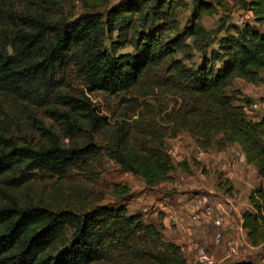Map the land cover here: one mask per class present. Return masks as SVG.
Segmentation results:
<instances>
[{
    "label": "trees",
    "instance_id": "1",
    "mask_svg": "<svg viewBox=\"0 0 264 264\" xmlns=\"http://www.w3.org/2000/svg\"><path fill=\"white\" fill-rule=\"evenodd\" d=\"M81 1L86 12L54 19L44 12L16 11L10 0H0L6 20L0 30V93L33 100L40 90L52 92L58 74L73 66L90 91L115 95L136 87L150 68L174 55L178 42L165 41L161 35L164 24H153L158 14L173 18L172 0ZM227 1L201 2L185 34L202 38L201 16L225 8ZM239 3L252 20L241 25L237 38L224 40L220 54L212 53L213 63L222 64L217 72L209 68V60L196 72L177 63L173 67L186 83L183 89L202 103V110L194 114L199 122H191L190 131L203 130L207 136L221 133L219 142L239 144L247 163L264 177V118L247 120L244 107L250 102L235 104L227 94L235 79L253 84L262 81L264 0ZM102 7L104 11L97 12ZM127 46L133 51L119 52ZM64 98L91 126H104V118L94 114L87 102L70 95ZM65 118L66 122L73 120L69 114ZM94 156L91 145L63 146L54 134L44 144L0 136V183L14 191L44 174L63 177ZM110 156L149 188L172 179L175 164L159 145L138 151L117 145ZM113 193L128 198L131 190L116 184ZM249 203L251 209L241 214L242 226L250 243L259 247L264 245L263 187L251 192ZM163 229L162 224L145 223L141 214H129L125 205L86 211L53 209L22 204L13 193H4L0 198V264H187L181 248L165 240ZM231 264L256 263L240 260Z\"/></svg>",
    "mask_w": 264,
    "mask_h": 264
},
{
    "label": "rangeland",
    "instance_id": "2",
    "mask_svg": "<svg viewBox=\"0 0 264 264\" xmlns=\"http://www.w3.org/2000/svg\"><path fill=\"white\" fill-rule=\"evenodd\" d=\"M117 1L108 0V3ZM239 1L228 0L225 8L217 9L212 15L203 14L198 23L203 28L204 34L202 38H195L187 36L185 31L192 25L199 4L210 0L195 2L172 0L170 6L173 18L168 19L158 14L154 17L153 24L155 26L164 24L165 30L161 35L165 41L178 42L175 53L158 66L150 68L139 84L126 92L112 95L105 91H90L83 77L73 66H69L58 74L57 87L52 92L45 93L40 90L33 100L0 93V136L15 138L20 143L44 144L48 142L50 134H54L58 136L63 146L91 145L95 155L86 165L71 169L63 177L44 174L14 191L0 183V198H3L4 193H13L22 204H43L53 209L65 207L77 211H86L95 206L125 205L129 214H141L145 223L163 225L164 212L157 202L160 197L171 196L176 189L166 185L147 187L140 177L122 169L111 158L110 150L117 145L133 151L156 148L159 145L168 153L174 145L179 144L183 152H187V159L191 157L190 161L198 162L196 153L203 152L204 157L205 149L225 148L231 145V143L219 142L223 136L221 133L207 136L203 130L190 131L188 126L191 122L196 124L199 122L194 118V114L196 111L199 112V108L202 110V103L197 96L190 95L183 89L186 83L173 66L174 63L181 64L196 72L205 61L209 60V68L217 72L222 64L213 63L212 53L220 54L224 40L237 38L236 32L241 29L239 21L249 16L241 9ZM10 3L16 11L44 12L54 19L74 18L87 10L81 0H10ZM104 9L105 7L99 8L97 12L102 13ZM5 21L3 11L0 10V30L5 25ZM132 51V47L127 46L119 52ZM261 77L262 81L259 84L235 79L227 89V94L232 97L235 104L245 106L247 101L250 102L244 107V112L247 120L254 122L264 118V72ZM67 95L87 102L94 110V114L104 118V126L93 127L87 119L71 110L64 102L67 99L64 96ZM66 114L73 116V120H70L72 123L66 122ZM74 118H77V121H74ZM69 123L76 127H72ZM174 160L173 162L176 163ZM195 166L193 172L175 174L173 181L181 174L189 178L196 177L199 171L204 172L201 164ZM255 168L252 169V174L247 176L252 181L253 190L264 188V177H261ZM238 169L250 173L244 164H239ZM236 172L239 173V170ZM220 179L222 180L219 176L218 180ZM215 181L217 177L211 181L212 184L217 183ZM116 184L125 185L131 190L128 198L114 195L113 188ZM223 191L225 196L227 192L224 189ZM248 192L247 189L241 201L247 202L248 208L251 209ZM235 195L230 194L229 197ZM191 197L194 195H188V200H191ZM220 207L225 211L227 218L232 216L229 207ZM230 232L231 229L226 230V238L236 239V234ZM208 234H212V230H209ZM163 236L165 240H169L164 233ZM212 238L213 235L211 241ZM248 241L250 242L249 239ZM192 246L195 249L201 244L196 243ZM216 248L219 250L222 247ZM206 249L214 258L213 264L236 262L225 259L220 251L217 255L215 250ZM247 260L264 264V245L250 250ZM193 263L194 261L191 260L189 264ZM104 264H115V262Z\"/></svg>",
    "mask_w": 264,
    "mask_h": 264
},
{
    "label": "crops",
    "instance_id": "3",
    "mask_svg": "<svg viewBox=\"0 0 264 264\" xmlns=\"http://www.w3.org/2000/svg\"><path fill=\"white\" fill-rule=\"evenodd\" d=\"M205 151L206 154L203 158H196L198 162L190 161L191 157L183 162L181 160H174L176 163H174L175 166L170 181L173 180V177L178 172H193V169L196 167L195 165L198 166L201 164V168L204 172L201 173V171H199L196 177H189L186 183L175 188L176 190L173 191L171 196L160 197L157 202L164 212L162 223L165 237L169 239L168 241L181 247L188 263L194 260L195 257V250L192 244L199 243L201 246L208 248L209 251L215 250V254L217 255L220 252L224 254L223 248L218 250V248L212 246L211 236L216 229L213 223H194L189 218L190 210L187 207L193 198L191 197L192 199L190 198L191 200H188V195L193 196L196 193L192 191L191 187L197 185L199 182L204 189L211 192V197L217 206L229 207L232 211V216L228 218V221L233 226L242 222V212L249 209L247 202H244V200L241 201V197L243 198V194L247 189L249 191V197V194L254 188V186H252V181L248 179L247 176L249 177L252 174V169L255 166L248 164L247 161H243L245 155L239 144L231 143V145L229 144L225 148H210L205 149ZM239 164H244L250 170V173H245L243 169H238ZM234 169L237 171L239 170V173ZM219 176L222 180H218ZM215 177H217V181H215L217 183L212 184L211 181L214 180ZM166 183L167 182H164L160 185H166ZM223 189L227 192L225 196L223 195ZM230 194L236 195L235 197H229ZM209 230H212V234H208ZM230 233L234 235V230Z\"/></svg>",
    "mask_w": 264,
    "mask_h": 264
},
{
    "label": "built area",
    "instance_id": "4",
    "mask_svg": "<svg viewBox=\"0 0 264 264\" xmlns=\"http://www.w3.org/2000/svg\"><path fill=\"white\" fill-rule=\"evenodd\" d=\"M194 2L196 0H189ZM252 20L251 15L245 19L240 20L239 24L243 25L246 22H250ZM169 156L174 160H186L187 152H183L181 146L179 144L174 145L168 152ZM196 158H203V152L196 153ZM243 161H246V158L243 157ZM188 178L186 175H179L177 180H172L166 183L167 187L177 188L179 185L186 183ZM192 191H195L194 197H192L191 203L188 205L189 218L194 223H202V222H212L216 227L215 233L212 238V246L213 247H222L224 250V258L231 260H247V257L250 255V250L255 247L248 241L247 232L242 226V222L233 226L228 218L224 214V210L217 206L211 197V192H205L206 190L200 185H193ZM231 229L234 230V234H236V239L229 240L226 238V230ZM194 263L193 264H213L214 258L207 251L204 246H196L194 249ZM190 263V262H189ZM187 263V264H189Z\"/></svg>",
    "mask_w": 264,
    "mask_h": 264
}]
</instances>
